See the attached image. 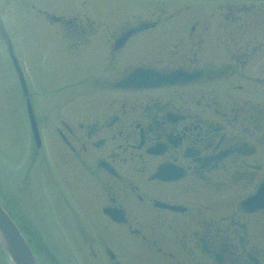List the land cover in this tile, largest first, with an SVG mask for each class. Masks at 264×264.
Instances as JSON below:
<instances>
[{"label": "flooded vegetation", "instance_id": "flooded-vegetation-1", "mask_svg": "<svg viewBox=\"0 0 264 264\" xmlns=\"http://www.w3.org/2000/svg\"><path fill=\"white\" fill-rule=\"evenodd\" d=\"M173 2L65 19L68 51L96 57L48 124L64 163L85 168L97 227L125 229L147 264H264V209L241 207L264 178V29L244 22L257 6ZM135 69L144 86H118ZM100 238L107 264H124Z\"/></svg>", "mask_w": 264, "mask_h": 264}, {"label": "rangeland", "instance_id": "rangeland-1", "mask_svg": "<svg viewBox=\"0 0 264 264\" xmlns=\"http://www.w3.org/2000/svg\"><path fill=\"white\" fill-rule=\"evenodd\" d=\"M189 1L186 4L192 5L195 13L211 12L204 2ZM156 2L160 0L0 1V24L13 44L44 139V147L38 152L37 159L33 155L35 149L22 91L7 52L6 41L0 32V201L32 247L38 264H107L104 251L97 249L101 246L100 235L105 236L124 264H147L148 261L144 246L132 242L125 229L97 227L96 220L101 222V218L97 217L95 195L79 181L78 171L62 162L65 151L61 143L56 142L53 136L56 129L48 124L46 116L55 119L64 96L78 92V88L71 87V84L93 73L83 62L94 61L96 55L80 59L70 53L61 35L55 34L59 28L39 12L57 18H67L65 16L68 15L97 18L111 14H145L151 9L146 5ZM167 3L169 8L164 9L169 12L179 9L174 5L176 2ZM239 3L257 6L254 7L255 12H250L255 13L253 17L245 16L244 22L249 30L264 29V7L259 8L261 2L237 0L236 4ZM54 122L60 127L59 121L55 119ZM38 163H42V167ZM32 166L35 168L29 171ZM51 173H55L54 177ZM55 180L62 188L65 183L69 193L65 189V195L58 192ZM9 193L10 199L14 200L11 202L14 208L3 202L5 194ZM78 220L83 229L87 226L90 229H82V232ZM92 251L98 257H94ZM0 264H11L1 247Z\"/></svg>", "mask_w": 264, "mask_h": 264}, {"label": "water", "instance_id": "water-1", "mask_svg": "<svg viewBox=\"0 0 264 264\" xmlns=\"http://www.w3.org/2000/svg\"><path fill=\"white\" fill-rule=\"evenodd\" d=\"M8 50L10 53V57L12 59L15 70L19 76L20 81L22 82V89L25 97L28 98V90L25 85L24 77L21 72L20 66L18 64L17 59L14 56L12 46L10 42H8ZM139 71L133 73L130 78L134 77ZM165 78V77H164ZM29 99V98H28ZM28 115L30 121L32 122V132L34 136V140H36V147L40 148V141L38 127L33 124L34 122V114L32 111V107L30 103H27ZM264 183V182H263ZM260 191L264 193V184L263 186L257 190L251 197H249L243 204L242 207L248 208L250 210H259L264 208V195L261 194ZM262 195V196H261ZM261 200V202H259ZM0 243L13 262V264H37L31 249L28 244L24 240L23 236L17 229V227L12 223V220L7 216V214L0 207Z\"/></svg>", "mask_w": 264, "mask_h": 264}, {"label": "bare ground", "instance_id": "bare-ground-1", "mask_svg": "<svg viewBox=\"0 0 264 264\" xmlns=\"http://www.w3.org/2000/svg\"><path fill=\"white\" fill-rule=\"evenodd\" d=\"M24 81H25V85H26V87H27V90H29L28 88V86H27V84H26V80H25V78H24ZM18 84H19V86L20 87H22V82L20 81V80H18ZM23 91V90H22ZM30 97L32 96L31 94L29 95ZM22 101H24V104H26V103H30V105H31V107H32V111H33V114H34V122H33V124H35V126L36 127H39L40 126V121H39V117L36 115V112H35V109H34V107H33V105H32V102H31V99H28L27 97H25V96H23L22 97ZM21 102V101H20ZM25 112H26V117H27V119H28V121L30 122L29 123V126H30V128H32V126H31V124H32V122L30 121V118H29V115H28V108H25ZM58 117V116H57ZM55 118L57 121H58V118ZM32 130V129H31ZM53 136H54V138L56 139V142L58 143V141L59 142H61V134H59L58 132H53ZM38 140L40 141V145H41V147H44V139H43V137L42 136H40V134H39V138H37V142H38ZM34 141H36V140H34V137H33V145H36V142H34ZM34 155V154H33ZM37 158V157H36ZM38 159V158H37ZM43 161H44V159H42ZM46 160V159H45ZM63 163H64V161H62ZM42 164V163H41ZM41 164L40 163H38V166H41ZM69 164V167H72V168H75L77 171H78V173L80 174L79 175V177H83L84 175V170H85V168L84 167H82L81 165H77V164H74L73 162H70V163H68ZM42 167V166H41ZM34 169L35 167L34 166H32L31 168H29V171H30V169ZM51 172H52V170H51ZM49 173H50V170H49ZM54 175H55V173L53 174V173H51V176L52 177H54ZM28 177H30V176H28ZM63 183H64V180L62 181ZM54 184L56 185V187H57V190H58V192H63L64 193V195L65 194H67V192H68V187L67 186H64V184H63V188L60 186V184H58L57 182H56V180L54 181ZM30 186H32V185H30ZM29 186V187H30ZM73 188V187H72ZM67 191H65V190ZM69 193V192H68ZM42 199V198H41ZM14 200L13 199H10V193L9 194H5V196H4V201L3 202H5L6 204H7V206H11L12 208H14L13 207V205H12V203L11 202H13ZM0 207L2 208V210L7 214V216L12 220V223L17 227V229L19 230V232L21 233V230H20V228L18 227V224L16 223V221L12 218V215H11V213L9 212V210L2 204V202L0 201ZM117 228H119V227H117ZM131 236V235H130ZM25 238V237H24ZM131 238H132V242H134L135 244L137 243V239H135V237H133V236H131ZM26 239V238H25Z\"/></svg>", "mask_w": 264, "mask_h": 264}]
</instances>
